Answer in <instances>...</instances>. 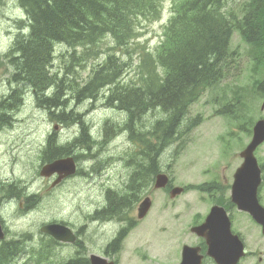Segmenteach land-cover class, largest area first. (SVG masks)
I'll use <instances>...</instances> for the list:
<instances>
[{"label": "rangeland", "instance_id": "rangeland-1", "mask_svg": "<svg viewBox=\"0 0 264 264\" xmlns=\"http://www.w3.org/2000/svg\"><path fill=\"white\" fill-rule=\"evenodd\" d=\"M161 1V15L146 21L139 20L134 37L120 45L110 36L102 38L88 52L83 45H55L52 70L56 77L65 71L69 87L66 98L70 112L65 111L66 117L69 119L71 112L81 113L87 124L84 129L89 147L80 140L83 130L80 125L61 122L60 130L58 127L53 129L60 122L52 120L48 111L38 106L30 87H25V92L20 95L18 109L7 112L14 121L12 125L5 127L2 124L4 119H0V216L8 231L7 239H17L24 234L19 249L27 251L26 257L18 259L16 264H59L76 253L81 257L98 254L110 258L114 252L113 257L119 261L118 264H149L151 257L159 255V244H175L172 246L174 251L183 242L195 244L197 239L190 237L189 227L200 221L219 198L225 199L220 196V190L206 193L197 187L213 180L219 183L217 179L223 168H229L230 163L237 160L234 159L235 153L248 142L250 134L247 129L250 130L259 117L264 118V110L259 108L261 92L257 89L260 81L264 80V58L255 50L262 45L253 43L252 46L237 31L230 37L229 51L232 53L230 62L223 66L221 79L206 88L188 108L183 122L188 126L196 120V124L190 126L192 131L182 133L154 158L155 167L170 176L171 185L184 186L186 190L170 201L167 190L152 191L149 188L143 194L149 193L153 199L148 219L136 222L119 249L97 247L96 240L103 239L96 231H103V238L107 239L120 223L91 222L90 216L95 215L94 209L103 204L101 197L105 195L109 198L110 192L116 193L119 198L124 196L123 202L128 200L130 191L122 186L129 183L126 181L132 169L131 156L139 149L129 137L126 112L119 110L115 104L111 105L101 92L92 100L75 102L78 100L74 97L76 84L78 87L82 85L97 64L105 62L108 56H112L113 62L121 67L122 85L139 84L140 58L155 54L157 44L164 37L163 25L170 14V3L169 0ZM242 1L226 0L225 7L237 9ZM27 26V15L17 0H0V103L6 101L4 98L9 93L7 79L14 72L9 63L12 41L18 31H28ZM151 67H155L153 62ZM20 87L23 85L20 84ZM55 90L52 88L49 94ZM228 108L234 111L233 116L226 114ZM3 113L6 111L0 110V115ZM164 116L160 109H150L136 125L139 130L147 125L148 132L152 123ZM53 131L57 135L56 141L47 140L48 133ZM105 133L109 135L104 139ZM146 135L150 137V133ZM74 136L77 139L75 142L72 139ZM27 142L28 146L25 145ZM72 142L68 147L79 163L78 175L51 189L49 185L56 175L48 180L37 174L39 165L49 159L45 153L47 148L42 149L47 143L53 152L52 146ZM66 154H69L67 150ZM256 156L259 165L264 164V144ZM262 174L263 183L258 196L264 205ZM2 185L6 187L1 188ZM142 186L140 194L145 190ZM5 195H24L34 203H25L17 196L6 198ZM112 200L116 198L112 196ZM238 213L230 208L231 216ZM130 217L134 218V209ZM49 221L64 222L81 234L83 248L56 243L51 245L52 240L40 231L41 224ZM242 230L246 232L245 227ZM108 242L106 248L109 247ZM174 251L170 252L173 256Z\"/></svg>", "mask_w": 264, "mask_h": 264}, {"label": "trees", "instance_id": "trees-1", "mask_svg": "<svg viewBox=\"0 0 264 264\" xmlns=\"http://www.w3.org/2000/svg\"><path fill=\"white\" fill-rule=\"evenodd\" d=\"M157 1L17 0L28 18V34L17 35L9 54L13 77L23 88L30 86L41 94L53 83L48 65L55 42L74 47L95 44L107 35L118 41L129 38L134 19L139 14L155 13ZM225 3L226 0L175 1L176 15L164 33L165 43L156 52L157 63L165 70L164 75L151 80L148 73L139 84L130 83V88L118 92L119 104L128 113L130 139L139 149L131 156L135 165L130 174V198H134L139 188L148 182L154 172L155 156L174 140L190 104L217 81L223 66L230 62L232 32L237 30L252 46L260 43L259 50L264 53V0H245L238 12L226 8ZM106 63L110 67H98L84 86L76 87L75 94L80 100L93 97L100 86L112 82L121 73L113 61ZM59 98L55 94L43 98L41 103L55 112L63 106ZM19 100L20 91L4 101L0 110L8 111L18 106L12 104ZM150 109H161L165 118L156 121L148 132L147 125L143 127L139 122L143 127L139 130L137 121ZM63 116L62 108L56 117L63 120ZM67 121L81 122L73 112ZM81 127L80 140L88 146L90 142L83 125ZM146 133L151 136L148 138ZM66 148L52 146L53 157L61 155ZM45 152L52 153L51 147L47 145ZM14 256L12 244L0 246V264H11ZM63 264H86V261L74 258Z\"/></svg>", "mask_w": 264, "mask_h": 264}, {"label": "bare ground", "instance_id": "bare-ground-1", "mask_svg": "<svg viewBox=\"0 0 264 264\" xmlns=\"http://www.w3.org/2000/svg\"><path fill=\"white\" fill-rule=\"evenodd\" d=\"M20 32L18 31V34H19ZM21 34H28V31H22L21 32ZM107 36H110L111 37V35H107ZM105 37V36H104ZM104 37H102V38H104ZM17 38V36L13 39V41H12V46H13V43H14V41H15V39ZM101 38V39H102ZM101 39H99L98 41H100ZM97 41V42H98ZM97 42L95 43V44H91V45H86L85 47H86V52H88V51H91V47L92 46H95L96 44H97ZM62 45V44H65L64 42H55L54 43V45H53V53H52V59H51V62L49 63V65H48V69H49V72H50V76L52 77V81H53V83L52 84H50L46 89H44L43 91H42V93L40 94V93H37L36 91H35V88H32V87H30L31 88V91H32V94L35 96V99H36V101H37V103H38V106L39 107H41V108H43V109H45V110H47L48 111V113H49V115L51 116V118L53 119V120H55V121H57V122H62L63 124H75V125H80V126H82L83 125V127H86L87 126V124L83 121V119H82V115H81V113H79V112H73L74 113V115H76V116H78V118L80 119V121L81 122H77V121H75V122H69V121H67L68 119H67V113H65V111L67 110V112H70V109H68V104H67V98H66V96H67V91H69V87H68V85H67V74L65 73V71L63 72V74L62 75H59V76H57L56 77V74L53 72V70H52V64H53V62H54V59H55V56H54V53H55V45ZM65 45H67V44H65ZM12 46H11V51H12ZM67 46H69V45H67ZM72 56V55H71ZM73 58H75V57H73ZM98 67H103V68H108V67H110V64H108V63H106V61L105 62H103V63H100V64H97V66H96V68H94V70L91 72V74H90V76L87 78V80L82 84V85H80L79 87H78V85L76 84V87H78V88H81L82 86H84L87 82H88V80L90 79V77H91V75H92V73L98 68ZM120 80H121V73L112 81V82H107V83H105V84H103L102 86H100L97 90H96V93H95V95L93 96V97H87V98H83V99H87V100H92V99H94V98H96V96L98 95V93L99 92H101L102 94H103V96L107 99V101L111 104V105H113V104H115L116 105V107L120 110V109H122V107L120 106V104H119V100H118V96H119V94H118V92L120 91V89H122V90H124V86L121 84V82H120ZM59 83H61V85L59 84ZM7 88H8V90H9V93L6 95V97L4 98L5 100H7L8 98H10V97H12L15 93H17L18 91H20V95H22L24 92H25V88H23V87H20V84H18V81L17 80H15V78L13 77V76H10L8 79H7ZM52 88H56V90L55 91H53L52 92V94H49V91L52 89ZM13 90H15L14 92H13ZM55 94L56 95H58L60 98H59V101H60V103H62L63 104V106L58 110V111H52V109H48V108H46V105L44 104V105H42L43 103H41V102H43L42 101V99L43 98H51V97H54L55 96ZM74 97H76L78 100H75V102H79L80 101V97H78L77 95H74ZM82 100V99H81ZM20 100L18 101V102H16V103H14V104H12V105H17L18 104V106H16V107H13V108H10V110H8V111H6V113H3L4 115L3 116H1L0 117V119H4V121H3V125H5V127L7 126V127H10L11 125H12V123L14 122L13 120H12V118L11 117H9L8 116V114H7V112H10V111H15V110H17L18 109V107H19V105H20ZM1 104H2V102L0 103V108L2 107L1 106ZM63 108V110H64V118L65 119H59V118H57L56 117V115L57 114H59L60 112H61V109ZM163 118H165V116L163 117ZM160 119H162V118H159L158 120H160ZM158 120H156V121H158ZM155 121V122H156ZM154 122V123H155ZM154 123H152V125L154 124ZM105 129V128H104ZM129 130V132H128V134H129V137H130V129L128 128L127 129V131ZM118 132V130L117 131H115L114 133H113V135L114 134H116ZM147 132V131H146ZM109 134L108 133H105V136H104V139L108 136ZM75 139L74 140V142L75 141H77V139H76V136H74V137H72V139ZM54 140V141H56V139H57V135H56V133L53 131V132H51V133H48V137H47V140ZM103 139V140H104ZM74 142H72V143H65V144H62L63 146H66V147H68V146H70L71 144H73ZM28 142L27 143H25V145H27L28 146ZM62 145H58V146H62ZM90 146V144L88 145V147ZM47 148V143H46V145H45V147L42 149V151L44 150V149H46ZM46 153V155L48 156V158L50 159L51 157H52V159H55V158H57V156L56 157H53V152L52 153H50V154H48L47 152H45ZM44 163H41L40 165H39V167H38V169H40L41 168V166L43 165ZM78 162H77V160L75 159V161H74V163L71 165V166H69V167H65V168H63V169H61V176L58 178V176H57V173L56 172H51V173H49V175H48V180H51V177L53 176V175H56V177H55V179L52 181L51 180V183H50V185H49V188H51V189H53L57 184H60L62 181H65V180H67V179H70V178H72V177H75V176H77L78 175ZM134 161H130V167H132V169H131V172H130V174L133 172V170H134ZM37 169V170H38ZM130 174H129V176H128V179H127V181L126 182H129L128 183V185H125V186H122V188H125L126 190H128V191H130ZM110 188H113L111 185H108ZM4 187H6V185H2V187L1 188H4ZM11 189V188H10ZM114 189V188H113ZM116 190V189H115ZM109 198H107L108 200H110V201H114V203L111 205V207H109V209L108 210H112L110 213H112V212H114L115 210H117L119 207H120V205L122 204V203H125V202H123L122 200V197H124V196H121L120 198H119V196L116 194V193H114V192H110L109 193ZM112 196L113 197H115L116 198V200H112ZM118 198V199H117ZM133 198L131 197L130 198V196H129V198H128V200H132ZM117 205L116 207H113L114 205ZM0 220H1V222H2V224H3V229H4V235H3V237H2V239H1V244H0V246L2 245V244H12L13 245V248H14V251H16V250H18L19 249V246H20V244H21V237H23L24 236V234H22V235H20V238H17V239H7V236H8V231H7V229H6V226H5V224H4V220L2 219V217L0 216Z\"/></svg>", "mask_w": 264, "mask_h": 264}, {"label": "water", "instance_id": "water-1", "mask_svg": "<svg viewBox=\"0 0 264 264\" xmlns=\"http://www.w3.org/2000/svg\"><path fill=\"white\" fill-rule=\"evenodd\" d=\"M264 107V101L262 104V108ZM254 132L250 143L246 146V148L242 151L241 155L243 156V163L237 169L235 175V182L233 185V200L238 204L240 208H244L253 211V214L256 216L257 220L261 221L264 224V209L258 204V201L255 197L256 188L260 182V170L257 167L256 160L253 156V151L256 146L264 140V121L259 120L254 126ZM72 165V164H71ZM52 166H49L51 168ZM167 181L164 175L156 176V186H162ZM242 192L237 193L238 190ZM173 191H180V189H174ZM246 195L250 201L246 204L242 201L241 196ZM149 206L148 199H145L139 208V215L145 212V210ZM219 208H212L210 215L207 217L206 223L202 226L195 227L192 230L201 232L202 229L212 220L214 217L216 210ZM221 209V208H220ZM249 210V211H250ZM257 213H260L262 216L260 218L257 217ZM47 231L53 233L54 235L61 238H68V231L57 226H48L45 228ZM228 231V228H227ZM0 237H2V233L0 232ZM186 249V248H184ZM216 259L221 260L223 257L216 254ZM92 264H97L95 259L92 258Z\"/></svg>", "mask_w": 264, "mask_h": 264}, {"label": "flooded vegetation", "instance_id": "flooded-vegetation-1", "mask_svg": "<svg viewBox=\"0 0 264 264\" xmlns=\"http://www.w3.org/2000/svg\"><path fill=\"white\" fill-rule=\"evenodd\" d=\"M101 211H102V210H100V212H101ZM110 240H112V239L110 238L109 241H110ZM260 247H261V248H264L263 244H260ZM258 252L261 253V250H259ZM259 261H262V259L259 258ZM201 264H213V263H212L209 259H207V258H203Z\"/></svg>", "mask_w": 264, "mask_h": 264}]
</instances>
